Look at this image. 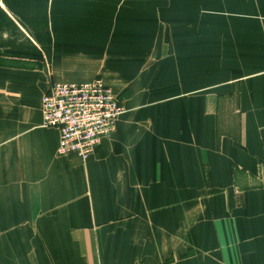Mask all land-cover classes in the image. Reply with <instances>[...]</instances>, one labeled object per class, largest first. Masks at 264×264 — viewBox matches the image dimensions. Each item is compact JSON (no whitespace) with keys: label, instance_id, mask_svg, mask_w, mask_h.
Listing matches in <instances>:
<instances>
[{"label":"crops","instance_id":"crops-1","mask_svg":"<svg viewBox=\"0 0 264 264\" xmlns=\"http://www.w3.org/2000/svg\"><path fill=\"white\" fill-rule=\"evenodd\" d=\"M119 14L153 19L68 80L0 58V264H264V0ZM99 69L125 112L61 155L42 98Z\"/></svg>","mask_w":264,"mask_h":264},{"label":"rangeland","instance_id":"rangeland-1","mask_svg":"<svg viewBox=\"0 0 264 264\" xmlns=\"http://www.w3.org/2000/svg\"><path fill=\"white\" fill-rule=\"evenodd\" d=\"M163 3L164 0H0V58L37 62L50 73H57L59 80H68L70 74L87 69L91 61L115 56L114 49L99 39L100 35L109 36L108 42L115 43L116 33L126 31L133 21L136 25L153 19L125 17L119 12H131L133 7L153 10ZM75 14H86L89 25H82ZM101 24L107 31L101 32ZM143 40L149 41L147 36ZM95 78L105 81L101 69L90 80Z\"/></svg>","mask_w":264,"mask_h":264},{"label":"built area","instance_id":"built-area-1","mask_svg":"<svg viewBox=\"0 0 264 264\" xmlns=\"http://www.w3.org/2000/svg\"><path fill=\"white\" fill-rule=\"evenodd\" d=\"M125 108L100 78L88 82H55L42 98L45 126L58 128V153L87 159L102 139L113 134Z\"/></svg>","mask_w":264,"mask_h":264}]
</instances>
